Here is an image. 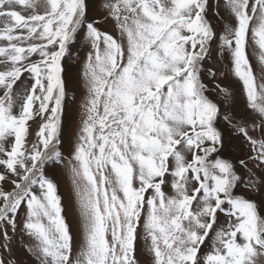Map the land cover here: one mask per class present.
Returning <instances> with one entry per match:
<instances>
[{
	"label": "snow or ice",
	"instance_id": "6c2138e0",
	"mask_svg": "<svg viewBox=\"0 0 264 264\" xmlns=\"http://www.w3.org/2000/svg\"><path fill=\"white\" fill-rule=\"evenodd\" d=\"M102 8L119 38L88 21L87 0H0V264H13L18 237L37 264H139L141 238L149 264H264V0H226L235 24L219 37L256 116L224 117L251 153L236 162L220 156L221 106L210 96L230 93L202 79L217 38L208 0H103ZM82 29L91 46L86 96L67 161L81 223L75 245L45 164L65 159L62 60ZM25 73L32 83L18 90ZM238 166L248 195L237 192Z\"/></svg>",
	"mask_w": 264,
	"mask_h": 264
},
{
	"label": "rangeland",
	"instance_id": "374dc122",
	"mask_svg": "<svg viewBox=\"0 0 264 264\" xmlns=\"http://www.w3.org/2000/svg\"><path fill=\"white\" fill-rule=\"evenodd\" d=\"M102 2L103 0H87L89 6L87 19L90 22L99 20L100 23L97 26L101 30L107 31L114 37L119 38V31L115 22L112 19H104L106 13L102 8ZM207 17L215 27L217 38L209 45V54L203 65L202 79L206 83H209L210 86L219 84L230 93L228 99H225L223 94H218L217 92L210 93L211 98L221 106V111L218 114V127L222 130V144L218 146L220 148V156L229 157L234 162L240 159L247 160L251 153L246 141L243 136L236 134L234 128L224 119L225 116L234 118V121L241 120L242 118L244 122H251L256 119V116L247 107L241 83L232 72L228 53L226 51L222 52L220 48L221 42L219 37L223 34L225 24L230 23L234 25L235 20L226 8V0H208ZM90 51L91 46L86 37V29H82L79 31L74 42L69 45V52L62 60L65 69L63 75L66 84V96L60 124V140L62 141L60 150L65 159L63 162L48 161L45 164L46 174L57 184L58 194L62 197V203L65 208L64 215L73 233L75 245H78L82 239L81 223L67 161L71 158V152L81 128L82 103L86 96V84L82 79V69L86 55ZM248 52L253 70L259 76L260 65L256 53L252 51L251 45ZM209 70H214L217 74L214 81L208 75ZM31 83V79L25 73L24 77H22V83L18 84V90L30 86ZM41 123H43V120L39 116L29 121L30 127L27 137L29 146L36 141V134ZM252 134L255 135L256 133ZM249 167H252L251 163H249ZM237 171L243 178L237 188V192L248 195L249 190L245 187L248 172L239 166L237 167ZM262 175H264V172L257 170V177ZM4 187L7 190H11L12 185L10 182H5ZM165 191L171 193V189L168 186L165 187ZM257 199L264 200V196H257ZM24 211V209L20 211L21 218L24 215ZM224 219L223 215H220L221 223L224 222ZM26 246V239L21 240L18 237L17 246L14 248L13 264H37L35 257L26 255L21 251V247ZM75 254H77V249L74 246ZM136 257L139 264H149L151 257L142 238L138 239L137 242Z\"/></svg>",
	"mask_w": 264,
	"mask_h": 264
}]
</instances>
